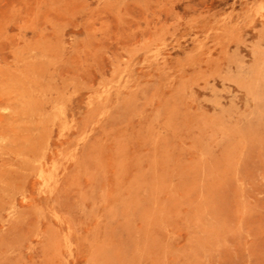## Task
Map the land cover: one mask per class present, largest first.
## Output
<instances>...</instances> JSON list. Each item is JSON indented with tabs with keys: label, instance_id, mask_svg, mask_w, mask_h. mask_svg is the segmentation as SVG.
Masks as SVG:
<instances>
[{
	"label": "rangeland",
	"instance_id": "374dc122",
	"mask_svg": "<svg viewBox=\"0 0 264 264\" xmlns=\"http://www.w3.org/2000/svg\"><path fill=\"white\" fill-rule=\"evenodd\" d=\"M0 264H264V0H0Z\"/></svg>",
	"mask_w": 264,
	"mask_h": 264
}]
</instances>
